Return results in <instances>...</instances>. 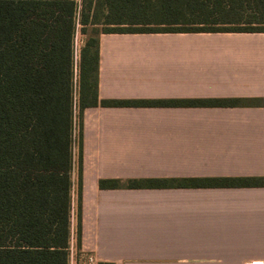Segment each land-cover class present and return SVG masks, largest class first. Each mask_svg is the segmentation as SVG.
<instances>
[{"label":"crops","instance_id":"1","mask_svg":"<svg viewBox=\"0 0 264 264\" xmlns=\"http://www.w3.org/2000/svg\"><path fill=\"white\" fill-rule=\"evenodd\" d=\"M98 96L238 107H93L73 150L68 264H264V33H100ZM260 187L100 188L102 179ZM79 237V238H78ZM78 239V242H77Z\"/></svg>","mask_w":264,"mask_h":264},{"label":"trees","instance_id":"2","mask_svg":"<svg viewBox=\"0 0 264 264\" xmlns=\"http://www.w3.org/2000/svg\"><path fill=\"white\" fill-rule=\"evenodd\" d=\"M77 26L87 36L78 54L79 160L87 108L252 106L238 98L100 99L98 36L264 33V0H0V264H68ZM98 185L260 187L263 179H102Z\"/></svg>","mask_w":264,"mask_h":264},{"label":"rangeland","instance_id":"3","mask_svg":"<svg viewBox=\"0 0 264 264\" xmlns=\"http://www.w3.org/2000/svg\"><path fill=\"white\" fill-rule=\"evenodd\" d=\"M102 28L98 27L96 30H100ZM88 33H90V30H88ZM87 36L83 35L79 31V26L76 27V30L74 31V36L72 40V54H73V69H74V83H75V98L73 101V115H74V136H73V150L75 153V156L78 152V118H77V74H78V59H79V50L83 46L84 41Z\"/></svg>","mask_w":264,"mask_h":264},{"label":"built area","instance_id":"4","mask_svg":"<svg viewBox=\"0 0 264 264\" xmlns=\"http://www.w3.org/2000/svg\"><path fill=\"white\" fill-rule=\"evenodd\" d=\"M83 264H101L94 258L93 255L87 254L83 259Z\"/></svg>","mask_w":264,"mask_h":264}]
</instances>
